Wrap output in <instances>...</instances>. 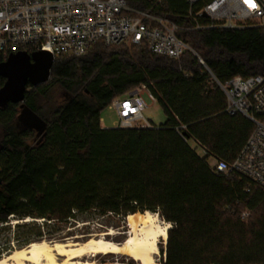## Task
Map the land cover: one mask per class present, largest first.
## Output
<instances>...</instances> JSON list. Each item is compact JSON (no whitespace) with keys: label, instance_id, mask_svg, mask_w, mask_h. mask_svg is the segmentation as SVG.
<instances>
[{"label":"trees","instance_id":"trees-1","mask_svg":"<svg viewBox=\"0 0 264 264\" xmlns=\"http://www.w3.org/2000/svg\"><path fill=\"white\" fill-rule=\"evenodd\" d=\"M126 2L190 24L186 0ZM178 34L221 83L264 74V27ZM5 81L0 76V88ZM141 85L166 121L102 127V111ZM226 107L224 91L189 50L170 58L150 52L146 41L98 42L83 55L57 56L47 82L28 85L23 103L0 107V237L29 244L45 227L55 231L92 210L151 211L172 225L161 249L165 264H264V190L209 164L210 158L232 162L254 129ZM23 108L39 117L41 130L20 125ZM12 228L13 235L4 233Z\"/></svg>","mask_w":264,"mask_h":264},{"label":"built area","instance_id":"built-area-1","mask_svg":"<svg viewBox=\"0 0 264 264\" xmlns=\"http://www.w3.org/2000/svg\"><path fill=\"white\" fill-rule=\"evenodd\" d=\"M158 5L162 0H145ZM190 24L129 5L126 0H0V53L49 52L83 55L98 42L106 46L146 41L150 52L180 58L193 52L227 98L226 112L240 113L254 129L232 162L210 158L214 172H236L264 190V74L235 76L218 81L203 58L178 34L180 30L264 27V0H186ZM254 5V6H251ZM156 101L147 85L117 97L113 106L121 128L151 127L143 112L149 108L143 94ZM182 128V127H181ZM184 136V135H183ZM203 154H207L202 149ZM246 190L249 192L250 187ZM245 212L243 216L248 215Z\"/></svg>","mask_w":264,"mask_h":264},{"label":"bare ground","instance_id":"bare-ground-1","mask_svg":"<svg viewBox=\"0 0 264 264\" xmlns=\"http://www.w3.org/2000/svg\"><path fill=\"white\" fill-rule=\"evenodd\" d=\"M127 222L128 237L122 242L109 239L114 234L112 230L84 242L37 241L14 250L0 259V264H99L95 257L107 254L127 255L142 264H155L160 239L167 241L170 225L162 226L151 211L129 214Z\"/></svg>","mask_w":264,"mask_h":264},{"label":"rangeland","instance_id":"rangeland-1","mask_svg":"<svg viewBox=\"0 0 264 264\" xmlns=\"http://www.w3.org/2000/svg\"><path fill=\"white\" fill-rule=\"evenodd\" d=\"M143 97L149 106L143 114L145 118L155 125H160L166 121V115L162 108L156 101L151 100L147 93L143 94ZM101 119L103 124L107 128L117 127L119 125V117L117 116L116 110L113 106H109L105 108L101 113ZM194 147L196 144L194 142L191 143ZM198 152L202 154L201 149L198 147ZM209 164L213 165L214 161L209 159ZM159 218L162 226L170 225L171 223L164 220V218L158 213L153 212ZM128 215H120L114 213L100 214L99 212L92 210L87 213L78 214L74 219H70L67 222L60 223L57 226V230L51 231L47 227L44 228V236L43 237H31L32 242L39 241H67L73 240L75 242H83L92 237H97L102 233H108L109 231H113L114 234L108 236L107 238H114V241L122 242L128 237ZM30 219V218H29ZM43 220H40L42 222ZM12 223H16L14 217L11 218ZM14 228L5 231L4 233H10L13 235ZM113 236V237H112ZM10 239V246L7 250L1 249L3 243ZM17 237H0V259L9 255L16 249L25 247L29 244L22 240L16 239ZM116 238V239H115ZM166 241L160 239L159 242V254L156 255L155 264H165V255L161 252L162 247L165 248ZM95 260L99 264H142L139 261L131 259V257L127 255H117V254H107V255H98L95 257Z\"/></svg>","mask_w":264,"mask_h":264},{"label":"water","instance_id":"water-1","mask_svg":"<svg viewBox=\"0 0 264 264\" xmlns=\"http://www.w3.org/2000/svg\"><path fill=\"white\" fill-rule=\"evenodd\" d=\"M55 58L46 51L12 53L0 62V76L6 79L0 88V107L9 102L23 103L28 85L36 86L49 80ZM20 125L41 130L43 123L28 108H23L19 115ZM3 179L0 176V185ZM33 219H26L29 221ZM18 222V221H17ZM167 242V241H166ZM166 258V254H165Z\"/></svg>","mask_w":264,"mask_h":264},{"label":"snow or ice","instance_id":"snow-or-ice-1","mask_svg":"<svg viewBox=\"0 0 264 264\" xmlns=\"http://www.w3.org/2000/svg\"><path fill=\"white\" fill-rule=\"evenodd\" d=\"M246 2H249V3L251 4V0H246ZM251 6H254V5H251ZM165 227H168V226L166 225ZM163 232H164V230L161 229V230H160V233L163 234ZM155 250H156V249L153 247V248H152V251H155Z\"/></svg>","mask_w":264,"mask_h":264},{"label":"crops","instance_id":"crops-1","mask_svg":"<svg viewBox=\"0 0 264 264\" xmlns=\"http://www.w3.org/2000/svg\"><path fill=\"white\" fill-rule=\"evenodd\" d=\"M101 125H102V127L107 128V127L103 124L102 119H101Z\"/></svg>","mask_w":264,"mask_h":264}]
</instances>
